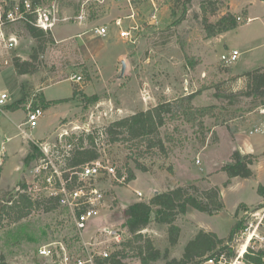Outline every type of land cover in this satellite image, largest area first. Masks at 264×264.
<instances>
[{
  "label": "rangeland",
  "instance_id": "1",
  "mask_svg": "<svg viewBox=\"0 0 264 264\" xmlns=\"http://www.w3.org/2000/svg\"><path fill=\"white\" fill-rule=\"evenodd\" d=\"M202 1L44 0L45 5L57 4L61 21L51 33L53 43L39 55V72L34 75L20 76L15 71L14 58L29 60L37 45L25 25L15 29L20 37L18 48L12 53L10 65L0 70V95L9 96L6 104L0 106V215L3 202L17 194L22 184L27 189H42L37 192L40 195L33 197H49L45 176L38 178L41 162H25L32 142L44 155L56 154L70 145L74 147L83 132L89 134L161 101L176 103L200 89L202 92L192 106L214 107V111L213 116L194 126L182 120L180 110L176 109V117L160 129L165 151L154 149L144 156L137 154L138 161L130 158L127 144L99 143L100 159L116 165L120 172L128 174L131 169L135 182L103 181L105 210L82 234L75 229L72 213L61 206L52 213L35 211L19 222L10 223L0 217V255L8 264H66V256L68 264H75L76 259L87 261L103 250L110 254L120 251L129 237L125 228L126 208L151 199L155 192L191 184L201 189L219 186L224 210L208 215L190 208L186 215H180L176 224L182 233L176 246L169 244L167 227L151 224L144 234L157 249L162 253L169 250L170 258H181L188 239L200 230L214 232L224 239L235 224L242 222L244 228L235 244L237 258L231 264H246L244 256L248 249L264 250V197L259 194L264 185V136L254 137L256 150H261L256 156L257 160L260 158L254 169L256 177L238 179L225 187L228 177L222 171L232 161L238 135L250 136L264 122L263 108L253 107L252 98L239 94L245 89L246 79L233 80L234 76L264 67V4L255 3L252 13L257 19L253 22L232 33L207 39L202 25ZM213 2L206 6L209 12L218 10L211 18L215 20L227 10L228 0ZM230 2L232 9L239 11L252 0ZM82 13L85 19L79 21L77 17ZM102 27L106 28V35H96L94 29ZM125 31L130 33L129 38L121 36ZM234 50L241 55L236 63L227 66L221 56ZM190 61L198 64L192 67ZM123 62L126 71L121 76ZM78 77L81 82H77ZM74 88L80 93L77 98ZM41 94L51 102L68 101L54 104L45 112L40 104ZM94 95L99 97L96 104H89L84 98ZM22 100L20 110L9 111L8 106ZM38 107L45 115L31 131L26 125L28 114ZM138 165L147 171L143 172ZM137 192L143 193V198ZM104 228L121 232L124 242L114 243L112 237L101 233ZM253 233L256 235L242 254V246ZM44 246L52 250L51 256L40 254ZM123 263L141 261L130 252Z\"/></svg>",
  "mask_w": 264,
  "mask_h": 264
},
{
  "label": "trees",
  "instance_id": "2",
  "mask_svg": "<svg viewBox=\"0 0 264 264\" xmlns=\"http://www.w3.org/2000/svg\"><path fill=\"white\" fill-rule=\"evenodd\" d=\"M190 0H188L189 2ZM264 2V0H262ZM40 2V0H36ZM213 0H203L201 10L203 13L202 25L207 39L215 38L219 35L234 31L240 26L245 25L248 20L246 12L241 14L227 11L224 15H219L215 20L211 18L216 16L218 10L208 11L206 5H213ZM212 15V16H209ZM29 36L37 42L36 48L29 60H22L20 57L14 59L15 71L20 76L34 75L39 72L37 62L39 55L44 53L47 46L53 43L52 32H45L31 24L26 26ZM197 62L190 61V65L195 67ZM232 71V70H231ZM230 71V72H231ZM246 79L245 89L240 91V95L252 98L253 107L264 108V67L247 72L242 76ZM206 88V87H205ZM198 90L192 94L183 96L176 103L171 101H161L155 107L148 110H140L133 115L124 117L109 125L94 129L91 133L83 132L78 139V143L66 157L68 168L83 166L101 158L98 148L99 143L108 142L109 144H127L130 149L131 159L136 161L138 156H144L154 149L164 150V141L160 137V129L168 123L169 120L176 117V109L180 110V118L194 126L207 116H213L214 107L197 109L192 106L193 100L201 94ZM79 91L74 88V98L79 96ZM40 104L47 110L54 104L66 102L68 100L48 101L45 95H40ZM89 104L99 102V97H84ZM24 100L8 106L10 112L20 110ZM136 155V156H135ZM45 155L39 151L38 147L32 142L29 153L25 159L27 165L31 162H41ZM231 163L222 167V171L228 179L225 187L232 183L234 178L251 179L255 177L252 169L257 159L253 154H244L240 150H235L231 156ZM139 168L146 172L147 169L142 165ZM118 175L121 177L119 170ZM126 183L129 184L136 180V175L131 169H128ZM263 186H260L259 194L264 197ZM26 185L22 184L17 194L12 195L3 202L0 217L10 223L19 222L33 212L42 210L46 213H52L60 206L59 197H40L33 198L28 194ZM196 210L208 215L221 213L225 208L222 198V192L219 186H213L201 189L196 184L189 186H178L166 192L155 194L147 201H139L132 204L124 211L125 228L129 234L127 241L123 244V249L111 253L109 258L95 257L94 264H124L126 256L132 252L140 259L141 264H156L163 261L165 264H204L209 261L214 263L231 264L237 258L235 244L239 233L242 231L243 223L239 222L233 226L227 238H220L216 233L206 230H200L193 239H191L183 252L181 258H170L169 250L162 253L154 245L153 240L144 234L151 224L163 225L167 227L168 241L171 246H176L181 238V227L176 224L180 215H186L189 209ZM246 264H264V250L252 251L248 249L244 256ZM0 264H8L5 257L0 255Z\"/></svg>",
  "mask_w": 264,
  "mask_h": 264
},
{
  "label": "built area",
  "instance_id": "3",
  "mask_svg": "<svg viewBox=\"0 0 264 264\" xmlns=\"http://www.w3.org/2000/svg\"><path fill=\"white\" fill-rule=\"evenodd\" d=\"M77 19L83 21L85 19L84 13L80 14ZM60 21L57 4L55 2L45 5L44 0H40V2H36V0L1 1L0 70L10 65L13 60L12 53L18 48L20 37L18 32L15 31L18 26H27L31 24L45 32H52ZM94 32L96 35L105 36L106 28H95ZM121 36L129 38L130 33L125 31L121 33ZM240 55L241 53L238 50H234L228 54L222 55L221 61L227 66H232L237 62ZM81 80V77L77 78V82H81ZM8 99L9 96L7 94H1L0 106H4ZM44 115L45 112L41 107L30 111L26 124L29 130H35L38 127L40 119H42ZM23 130L24 129H22V132H25L26 129ZM263 132V128L257 127L251 134ZM72 149L73 146L70 145L68 149H62L60 152L56 151V154H45V159L41 161L38 178H43L41 175L45 176L43 179L45 180L44 184H46L45 190L49 191L48 198H60V206L68 209L72 213L75 229L78 233L82 234L90 223L99 217L105 210L106 194L101 188L102 182L108 179L123 184L126 182L127 173L121 172L122 176L120 177L118 175V167L102 159L83 166L68 168L66 157L69 156V152ZM27 192L33 197L37 192H42V189L38 186H29ZM37 194L40 195L41 193ZM137 195L140 198L144 196L141 192H137ZM261 212H264V208L261 209ZM254 215L256 216L258 214L255 213ZM101 233L108 234L116 244H122L124 242L123 234L118 230L104 228ZM255 235L256 233H253V235L249 237L250 240L248 239V245ZM40 254L49 257L52 255V250L44 246L43 249L40 250ZM110 255L108 250H103L97 256L109 258ZM94 258V256H90L87 261L76 259L75 264H94ZM65 263H69V258L67 256L65 257ZM209 263L214 264L213 261H209Z\"/></svg>",
  "mask_w": 264,
  "mask_h": 264
},
{
  "label": "crops",
  "instance_id": "4",
  "mask_svg": "<svg viewBox=\"0 0 264 264\" xmlns=\"http://www.w3.org/2000/svg\"><path fill=\"white\" fill-rule=\"evenodd\" d=\"M263 3L264 4V2L262 1V0H252V2H246V5L245 6H243V8L241 9V10H239V11H235V10H233L232 9V7H231V2H230V0H228V6H227V10L225 11V12H223L222 14H220V16L221 15H224L227 11H230V12H232V13H239V14H241L243 11H245L246 12V18H247V20H248V24L249 23H251V22H253L255 19H257V17H254V15H253V13H252V10H253V7H254V5H255V3L256 4H259V3ZM264 16V15H263ZM246 23V24H247ZM245 24V25H246ZM244 26V25H243ZM242 27V26H241ZM240 28V27H239ZM233 31H231V32H228V33H232ZM228 33H225V34H228ZM224 34V35H225ZM263 67V66H262ZM48 100V99H47ZM73 100H75L74 98H73ZM48 101H52V100H48ZM53 108V106L50 108V109H47L45 112H48V111H50L51 109ZM262 109V108H261ZM262 113L264 114V108H263V110H262ZM259 127H261V128H263L264 129V122H262L261 123V125L259 126ZM257 134H260V135H262V136H264V132L263 133H254V134H251L250 136H245V135H243V134H239L238 135V138H237V144H236V149L235 150H240L241 152H243L244 154H253V155H255V156H257V154H259V153H261L260 151H258V150H256L257 149V146H258V144L255 142V140H254V137L255 136H257ZM234 150V151H235ZM264 152H262V154H263ZM259 161H260V158H258V160L256 161V163L254 164V166H253V171H254V169H255V165L256 164H258L259 163ZM254 173H255V177H256V172L254 171ZM227 176V175H226ZM238 179H241V180H247V179H242V178H234V179H232V182L233 181H235V180H238ZM135 181H133L132 183H134ZM231 185H233V183H231ZM263 187H264V185H262ZM260 198H262V196L260 197ZM246 203V202H245ZM192 239V237L191 238H189L188 240H191ZM204 264H213V263H209V262H207V263H204Z\"/></svg>",
  "mask_w": 264,
  "mask_h": 264
},
{
  "label": "water",
  "instance_id": "5",
  "mask_svg": "<svg viewBox=\"0 0 264 264\" xmlns=\"http://www.w3.org/2000/svg\"><path fill=\"white\" fill-rule=\"evenodd\" d=\"M125 71H126V64H125V62H123V64H122V73H121V76L124 75ZM158 193H159V192H155V194H158Z\"/></svg>",
  "mask_w": 264,
  "mask_h": 264
},
{
  "label": "bare ground",
  "instance_id": "6",
  "mask_svg": "<svg viewBox=\"0 0 264 264\" xmlns=\"http://www.w3.org/2000/svg\"><path fill=\"white\" fill-rule=\"evenodd\" d=\"M249 240H250V239H249ZM249 240L245 243L244 246H242V250H241V253H242V254L245 253V251H246V249H247V246H248V242H249Z\"/></svg>",
  "mask_w": 264,
  "mask_h": 264
}]
</instances>
